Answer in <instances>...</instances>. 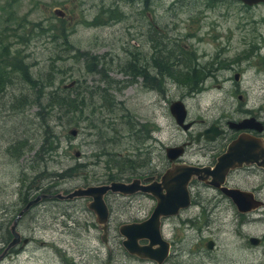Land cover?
I'll use <instances>...</instances> for the list:
<instances>
[{
  "label": "rangeland",
  "instance_id": "rangeland-1",
  "mask_svg": "<svg viewBox=\"0 0 264 264\" xmlns=\"http://www.w3.org/2000/svg\"><path fill=\"white\" fill-rule=\"evenodd\" d=\"M111 5L118 6L119 18H109L104 13V7ZM54 9L62 10L63 14ZM250 20L264 21V2L245 5L238 0H0V45L6 43L8 50L23 54L32 75L44 77L50 70L54 80L49 89L56 85L62 92L65 88L62 85L74 80L62 92L72 95L80 85H87L81 90L82 96L77 97L95 104V107L85 105L83 110L99 125L96 130L86 125L83 116L70 111L62 112L60 118L58 112L52 111L47 113L49 118L45 114V120L40 119L35 115L36 105L19 106L18 100L24 97L28 84L16 74L1 91L0 253L10 239L8 226L12 220L21 234L13 245L22 246L9 256L4 250L0 264H157L152 259L127 253L117 230L118 223L149 208V197L130 198V205L115 198L111 203L114 213L107 220L103 242L94 214L86 207L88 197L57 198L51 194H64L77 185L103 182L108 173L116 171L108 161L114 153L135 160L143 158L146 164L142 169L136 168L140 172L152 169L153 164L159 167L164 160L163 147L179 137L167 106L180 93L169 77L162 74L156 89L148 92L139 88L137 77L128 82L130 75L120 71L136 50L144 53L150 42L154 54L155 49L164 54L186 47L184 51H192L203 62L206 53L214 51L215 36L227 35L234 26L240 30ZM38 26L46 30L39 31ZM28 30L37 36L29 37ZM52 33L60 37L54 40L50 38ZM149 34L160 44L155 46ZM231 35L233 40L237 36ZM62 38L68 46L62 43ZM90 54L92 62L88 59ZM187 54L186 64L192 63L195 58ZM100 64L104 67V80L97 71ZM102 85L107 97L104 107L99 104ZM213 95L212 90L188 94L184 100L190 115L204 118L212 115L222 106ZM47 126L56 137V147L49 150L48 156L49 151L41 152L42 158L36 164L34 151ZM69 127H75L76 133L70 134ZM15 140H19L17 144L21 140L26 143L18 156L11 155L8 148L16 145ZM97 151L100 155L93 154ZM75 162L83 164L75 174L29 181L38 171L43 175L53 174ZM132 175V172L123 174ZM25 176L28 178L22 180ZM28 183L30 187H39L29 189ZM191 191L194 194L196 187ZM39 193L47 196L29 204L16 217L24 206L22 195L29 200ZM121 207L130 210L121 211ZM234 210L230 203L202 198L200 192L197 202H191L165 223L161 234L170 241V247L158 264H264V237L258 245L244 240L247 234L264 235V210H259L261 218L252 214L242 225L236 223ZM207 239L212 240L210 248L205 245Z\"/></svg>",
  "mask_w": 264,
  "mask_h": 264
},
{
  "label": "flooded vegetation",
  "instance_id": "flooded-vegetation-1",
  "mask_svg": "<svg viewBox=\"0 0 264 264\" xmlns=\"http://www.w3.org/2000/svg\"><path fill=\"white\" fill-rule=\"evenodd\" d=\"M246 23L247 25L243 26L246 29L241 26L238 30L236 28L239 26H234V31L228 30L227 35L215 36L214 51L206 53V59L202 58L203 62L198 61L192 51H184L186 49L184 47L178 49L179 51L176 52L172 62L169 63L166 75L180 94L170 99L168 104L174 99L182 101L185 108L182 123L188 122V125L183 127L177 124L167 106L169 117L173 121L179 137L174 138L165 146H178L177 149H180V152L173 156L174 152L171 150L168 155L164 146V160L160 162L159 167L153 164L152 169L144 172H140L138 169L132 170L130 172L133 175L130 177L123 175L110 179L106 177L104 182L112 179L129 181L131 178L137 177L139 184H147L151 183L152 180H159L160 175L169 167L192 165L197 167L198 174H191L186 182L189 196L188 205L191 202H197L198 194L202 192V198L206 200L215 199L216 202L230 203L235 209L234 215L238 225L246 224L249 218L253 216L252 214L255 213L258 215L257 218H261L262 215L260 214L262 213L259 210L261 208L264 210V21L250 20ZM233 33L237 34L234 40L231 35ZM153 48L154 45L150 42L147 51L144 53L139 50L134 52L136 58L135 77L138 78V86L148 92L156 89L153 73L156 69V55ZM187 53H191L190 57L195 58L191 63L192 67L189 72L185 70L186 63H188ZM127 81L129 82L130 79ZM209 90L214 92L212 98L221 103L222 106L206 118L191 116L184 98L192 92ZM185 92L187 95L184 94ZM228 148H230V154L222 155ZM220 160L228 163L227 166L226 164L222 166V172L212 174L209 169ZM135 161L138 162L139 159ZM146 176H151V179L143 180V177ZM199 185L200 189L198 188ZM193 186L197 190L194 192L195 195L191 191ZM161 187V190L164 191L163 186ZM229 188L238 189L241 194L236 196V193H231L232 195H230L227 193ZM155 190L156 187L152 191ZM208 190H213V193H207ZM207 194L211 195L208 196ZM138 195L149 197L151 202L149 208L140 211L137 216L127 221L145 218L155 203L154 195L140 190L129 193L108 190L104 194L107 220L110 214L114 213L111 203L115 198L122 199L130 205V198ZM238 201H251L259 204L249 210L240 211L236 208ZM187 206L179 208L174 214L161 216L160 233L166 225L165 223ZM120 210H130V207H121ZM10 225L8 226L10 233L8 242L13 238ZM13 229L17 232L15 242L18 243V234L19 236L21 234L15 225ZM107 230L106 221V233ZM251 237L255 238L254 242L250 240ZM263 237V234L260 236L247 234L244 236V240L249 244L258 245ZM8 242L5 245L4 253L8 256L11 251L16 252L22 246L20 244L14 246V243L8 245ZM168 242L169 251L170 241Z\"/></svg>",
  "mask_w": 264,
  "mask_h": 264
},
{
  "label": "water",
  "instance_id": "water-1",
  "mask_svg": "<svg viewBox=\"0 0 264 264\" xmlns=\"http://www.w3.org/2000/svg\"><path fill=\"white\" fill-rule=\"evenodd\" d=\"M245 5H252L254 3L262 2L264 0H238ZM54 12L60 14L62 10L54 9ZM73 81H70L67 85H71ZM170 113L173 115L174 120L177 124L186 127L187 123H182L185 108L180 99H174L168 104ZM70 134L76 133L75 127H69L67 130ZM176 147V148H175ZM178 146H165L164 150L166 154L169 151H173V156L180 152L177 149ZM230 148H228L222 155L230 154ZM169 155V154H168ZM221 155V156H222ZM224 159V157H223ZM228 163L220 160L215 163L214 167L210 168L209 171L212 174L223 171V167ZM191 174H198L196 166L184 165L180 167H169L161 175L159 180H152L151 183L139 184V179L137 177L131 178L129 181L122 180H109L108 182H99L94 184H84L77 185L68 192L55 193L57 198H72L74 196L88 197L86 201V207L90 209L101 229L100 237L103 242H105L106 233V221H107V206L104 202V194L109 190L112 192L129 193L136 190L149 192L154 195L155 203L150 211V213L142 219L123 221L118 223L117 230L122 236L121 244L125 250L134 254L139 258L152 259L157 264L160 263L167 255L169 242L167 239L162 237L160 233V217L174 214L181 207H185L189 203L188 191L186 188L187 179ZM151 179V176L143 177V180ZM163 186L164 191L161 190ZM156 187L155 191H152ZM151 188V190H149ZM227 193H236V196L241 194L240 190L228 189ZM47 196V194L39 193L34 197L29 199L24 206L18 210L16 217L32 202H36L39 198ZM259 203L256 202H240L236 203V208L240 211L249 210ZM14 222V220H13ZM13 224L10 225V229L13 232V238L8 242V245L13 244L16 241L17 232L13 229ZM144 240V241H142ZM250 240L255 241V238L251 237ZM205 245L210 248L212 246V240L208 239ZM6 248V247H5ZM3 249L2 252H4ZM0 253V255L2 254ZM111 264V263H106Z\"/></svg>",
  "mask_w": 264,
  "mask_h": 264
},
{
  "label": "trees",
  "instance_id": "trees-1",
  "mask_svg": "<svg viewBox=\"0 0 264 264\" xmlns=\"http://www.w3.org/2000/svg\"><path fill=\"white\" fill-rule=\"evenodd\" d=\"M146 1V0H144ZM117 5H111V6H105L104 7V13L108 14L109 18H119V14H120V10L117 9ZM111 20V19H110ZM32 24V23H31ZM36 25V23H33ZM21 30L24 34L25 30L24 27L21 25ZM37 30L39 31H43L46 30L44 28H40V26H38ZM29 34V37H33V36H37L36 33H33L31 30L27 31ZM37 34H41V32L37 33ZM150 36V40L155 42V46H157L158 42H160L158 39H156L155 41L152 40L153 36L151 34H149ZM60 36L58 34L52 33L50 38L56 40L57 38H59ZM27 38V37H26ZM62 43L65 45H69L64 38L61 39ZM156 51V69L154 75H155V82L157 84L158 80H162V74H166V71L169 69L168 65L169 63L167 62L168 59H173V57L175 56V52H173L172 50H168L167 53H162L159 51V49H155ZM160 52V53H159ZM23 54L18 53L17 50H8L7 49V44L3 43L2 45H0V93L1 91L5 88V86L7 85V83L12 82L11 78L15 76V74L17 76H19L22 80H24L25 82H27V90L24 92L23 94V98L18 100V104L19 106H23V105H28V104H34L37 106V109L35 111V115L37 117H39L42 120H45V114H46V118H49L47 116V113L50 114V112H58V118H60V115L62 114V112H68L70 111V113H77L78 117L83 116L87 123L86 125L91 126L93 128H95L96 130L99 129V125L96 121L93 120V117L90 116L88 117L87 114H85L83 107L85 105L88 106H92L95 107L94 103H89L85 100H83L82 97H77L78 95H81V90L86 89L87 85H80V88L78 91L77 88L75 89L74 93L72 95H69L70 93H62V92H66V87H68L69 85H65L63 84L62 87H65L64 89H62V92H59L57 90L58 86H54L53 88L49 89L47 88L48 86H52L53 84V78L51 71L48 70L46 71V76L42 77L41 74L38 75H32L29 70L28 67L30 65V63H25L23 61ZM89 60H91L92 62V55L90 54L88 57ZM135 56H133L132 58L126 60L124 62V64L121 66L120 71L123 72L124 74L130 75V81L132 80V78L135 76V72H136V61H135ZM102 64V63H101ZM100 64V68L97 69V71L99 72L101 78L104 80L105 79V74H104V67L101 66ZM186 71H190L191 70V63L186 64ZM87 68L89 70H93V67L87 66ZM159 73L160 76H158L157 74ZM175 76V75H173ZM74 82V80H72ZM129 81V82H130ZM76 82V81H75ZM106 82H110V79ZM90 91V90H88ZM104 98L105 100H107V97H104V85L100 86V91H99V100H100V106L104 107ZM92 112V111H91ZM80 115V116H79ZM77 118V117H76ZM70 120V119H69ZM75 120V119H73ZM100 121V120H99ZM46 132H50L46 133ZM46 132H43V135L40 137L39 142L37 143V147L34 151V157L36 160V164L39 163L38 160H40L42 158V156H40L41 152H47V151H53L54 148L56 147V137L54 136V133L52 131V128L50 126H47V130ZM97 132V131H96ZM19 140H15L13 142H16L15 144H11L10 146H8L9 148V152L10 154L14 155L16 154V156H18V154L20 153L21 147L22 145H25V141L21 140L20 144H17ZM10 142V143H13ZM55 143V144H54ZM48 152L46 155H50L51 152ZM104 155V151L101 152ZM94 155H100V153L97 151L95 153H93ZM46 156V157H47ZM108 161L110 162V164L116 169L115 172L112 173H108L107 177L108 179L110 178H117L119 176H122L125 172H130L132 170H136L137 167H139L140 169L143 168V166L146 164L145 160L142 158L140 159L138 162L135 161V159H133L132 157H129V155L124 154V156H119L116 153L112 154L111 156H109ZM45 164V163H44ZM83 164H80L79 162H75L73 165H70L68 167H65V169L61 170V171H57L56 173H47L46 175L41 174V171H38L36 173H34L32 175V177L30 178V182H33L36 178V180H46L48 177H54V178H63L65 176H69L72 174H75L74 171H77V167L82 166ZM140 165V166H137ZM33 166V165H31ZM74 172V173H73ZM118 172V173H116ZM41 174V175H40ZM22 178H28V176L25 177H21ZM23 180V179H22ZM104 181V180H103ZM31 183L27 184V188L30 187ZM83 185V184H82ZM37 187H39V185H36ZM36 186H32L33 188H36ZM32 187H30L32 189ZM29 188V189H30ZM28 191V190H27ZM24 196L21 200L22 205H24L27 202V197L26 195H22Z\"/></svg>",
  "mask_w": 264,
  "mask_h": 264
},
{
  "label": "bare ground",
  "instance_id": "bare-ground-1",
  "mask_svg": "<svg viewBox=\"0 0 264 264\" xmlns=\"http://www.w3.org/2000/svg\"><path fill=\"white\" fill-rule=\"evenodd\" d=\"M72 85V84H71Z\"/></svg>",
  "mask_w": 264,
  "mask_h": 264
}]
</instances>
